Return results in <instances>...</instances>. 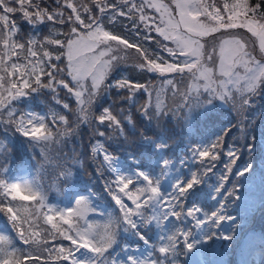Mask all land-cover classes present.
<instances>
[{
    "label": "snow or ice",
    "instance_id": "obj_1",
    "mask_svg": "<svg viewBox=\"0 0 264 264\" xmlns=\"http://www.w3.org/2000/svg\"><path fill=\"white\" fill-rule=\"evenodd\" d=\"M33 29L46 34L21 38V32ZM262 59L264 0H0V108L19 97L49 89L73 93L80 102L86 93L98 92L120 62L139 61L143 70L169 78V84L174 78L188 76L203 82L204 89L214 90L245 80L236 70L253 73L251 65ZM186 85L191 91L201 87L194 81ZM114 86L133 91L145 87L134 80H118ZM261 86L264 68L259 79L253 76L249 81L250 89ZM66 119L28 120L18 130L26 138L44 141ZM97 122L121 123L107 109ZM197 151L209 172L222 155L229 160L237 158L232 152L225 153L220 142ZM103 156L107 160V154ZM89 167L98 179L100 201L114 206L126 223L145 206L150 194L158 192L156 187H141L137 180L124 176L108 181L106 175L95 172V166ZM138 177L151 184L143 173ZM198 183L193 176L177 188L181 194L199 198L201 189L190 191ZM199 211L191 209L187 215L193 217ZM0 214L26 246L13 247L9 237L0 235V264H84L76 257L85 251H100L99 244L107 236L108 225L89 221L93 209L86 199L77 198L72 207L57 210L30 183L0 180ZM231 219L217 218L213 213L210 221L200 223L223 225ZM40 220L50 225V230H44L48 236L55 239L58 234L69 245L55 249L47 246L48 237L36 231ZM223 238L230 239L227 235Z\"/></svg>",
    "mask_w": 264,
    "mask_h": 264
},
{
    "label": "trees",
    "instance_id": "obj_2",
    "mask_svg": "<svg viewBox=\"0 0 264 264\" xmlns=\"http://www.w3.org/2000/svg\"><path fill=\"white\" fill-rule=\"evenodd\" d=\"M116 28H120L119 21ZM45 34L31 30L26 36L39 38ZM161 55L167 54L161 53ZM118 70L116 76H112L108 82L111 95L102 96L99 100L98 106L101 105L103 109L99 111L96 108L91 127H86L87 118L91 114L87 113L83 119H79L78 127L71 131L67 138L69 140H66L61 149L42 156L34 149V144L28 141L32 139L22 135L23 139L17 140L10 133L0 129V155L6 158L5 167L0 172V180L32 184L43 194L47 204L57 210H60L63 203L60 191L62 187L69 186L84 191V194L79 195L78 198L86 199L93 209L90 222L108 225L107 236L99 244L97 264H121L123 243L128 241L139 244L137 234L153 246L154 260L156 259L157 264H161L162 261L158 253V245L167 250L166 264H186L187 245L192 247L196 239V219L201 228L200 253L205 264H211V252L221 233L228 234L230 244L233 246L238 241V234L240 235L244 228H249L260 219H264L261 218L264 214V95L250 92L245 97V101H249V106L242 122L237 119L234 112L203 100L195 102L183 112L185 120H180V127L172 130L170 134L155 135L153 130L141 134L138 130L139 121L135 115L137 108L141 106L138 104L144 96L138 94V101L132 104L126 99L132 93L125 90L124 97H120L119 94L123 89L118 90L114 82L134 80L146 86L153 82L154 76L135 64L122 66ZM106 109L120 120L119 126L105 123L107 126L97 122V118L105 114ZM73 113L67 101L46 99L42 96L34 103L21 105V111H16L15 116L19 115L25 122L61 121L62 118H67L66 122L60 124V129H63L73 121L71 118ZM109 126H112V131ZM60 129H57L54 135L60 132ZM180 130L184 132L185 139H178ZM243 130L249 136L248 143L251 144L248 149L251 152L246 151L245 154L241 151L240 143L233 141L234 136L242 134ZM110 133L113 136L110 137ZM135 137L138 138L133 139ZM224 138H227L223 143L225 153L232 152L237 158L229 160L223 155L221 161H217L213 165V170L209 172L208 165L199 160L197 150L208 149L217 142L221 143ZM185 143L188 148H185ZM95 144L125 160V163L120 164L124 177L137 180L141 187L157 188L160 197L158 224L153 220L151 194L148 202L139 211L141 219L139 222L133 217L130 218L129 223H126L125 218L114 206L106 205L104 212L100 209L102 202L97 191L98 179L89 165L95 166V172L106 175L108 181L113 178L101 165H96L100 164V159L93 154ZM160 149L163 156L157 164L155 160ZM182 149L184 150L178 155L177 151ZM167 163L172 167L171 190L164 184L163 164ZM139 173L147 176L151 184L139 179ZM193 176L199 183L190 191L201 189L202 195L199 198H191L188 193L181 194L177 188L178 184H187ZM248 184L254 187L256 207L253 214L240 217L237 213L239 198L237 188H244ZM191 209H199V215L189 217L187 213ZM213 213L217 218L231 217V222L223 225L200 223V221H210ZM37 224L36 231L40 236L48 237L47 246L55 249L61 244L69 245L58 234L55 239L48 236V232L44 231L47 228L44 227L42 220ZM134 228L136 230H133ZM156 230L158 238L154 239ZM0 235L9 237L13 247L21 249L26 247L16 238L8 220L2 214H0Z\"/></svg>",
    "mask_w": 264,
    "mask_h": 264
},
{
    "label": "rangeland",
    "instance_id": "obj_3",
    "mask_svg": "<svg viewBox=\"0 0 264 264\" xmlns=\"http://www.w3.org/2000/svg\"><path fill=\"white\" fill-rule=\"evenodd\" d=\"M36 27H40L36 25ZM34 30V29H33ZM31 31V30H30ZM27 33H22L21 38L25 37ZM155 35V33H153ZM135 64L142 67L139 61H128L120 62L116 64L111 73L108 76L107 83L99 89L96 93H86L80 102L77 101L73 93L65 92L64 90H40L35 93H30L29 95L19 97L11 102H9L5 107L0 108V129L6 131L13 135L15 139L22 140V135L19 132V127L21 123L25 122L23 118L19 115L15 116V112L20 110L21 105L34 103L37 98L44 97L46 99L53 98L54 100H64L71 105V110L74 112L72 117L73 121L65 128L63 131L58 132L56 135H53L51 138L44 141L28 140L30 143L34 144V149H36L42 156L50 153L51 151L61 149L63 144L66 143L68 135L74 128H77L79 125V119L84 118L85 114L91 113L87 118L86 127L90 128L92 122L94 121L93 114L94 111L99 109L101 111L103 107L98 106L99 100L102 99V96H110L111 92L108 88V82L111 80L112 76H116L118 69L122 66ZM251 67L254 69L253 73H248L241 68L236 70V73L242 76H245L246 79L232 84L226 85L225 89H204L202 87L203 82L195 81L194 77H177L174 78V82L169 84L167 81L169 78L161 77L156 73H151L154 76L153 82L149 83L145 87H142L139 91L128 90L129 93H132L126 99L128 102L134 104L135 101H138V94L144 96V99L140 101L141 105L137 108L136 118L139 121V131L141 134L143 132H152L154 134H170V132L177 127H180V120H185L184 111L189 109L195 102L208 100L210 103L217 105L222 109H226L235 113L237 119L242 122L245 119L246 113L248 112L249 101H245V97L251 93L255 95H264V86L261 87H252L249 88V81L252 80L253 76L256 79H259L260 69L264 68V59L261 60L259 64H252ZM143 68V67H142ZM191 81L201 84V87L196 91H191L186 83H191ZM76 89L79 90V85H76ZM226 92V94H225ZM125 90L119 94L120 97H124ZM217 93L220 95L218 96ZM222 97V98H221ZM84 122V121H83ZM145 122V125H144ZM103 125V124H102ZM104 125H107L104 123ZM108 126V125H107ZM111 131L113 130L112 126H109ZM184 132L180 130L179 138L185 139ZM109 136H113L112 133ZM135 137L133 139H136ZM249 136L242 131V134L234 136L233 141H238L241 146V151L248 153L251 150L249 142ZM29 139V138H27ZM227 138H224L221 141V144L225 142ZM69 140V139H68ZM67 140V141H68ZM98 151H102L97 148ZM104 151L100 152L102 156ZM223 156V155H222ZM3 155H0V172L3 167H5V159ZM107 166L111 169L114 174H117L118 170L114 167L113 163L107 159ZM14 183V182H9ZM246 201L241 203L242 209H251L252 202L246 198ZM157 207V205H154ZM156 215V210L154 211ZM264 218V214L262 215ZM225 249L228 247H224ZM257 250H264V237L261 233L252 228L247 230L242 235V240L239 246L235 249V253L231 258L229 254L221 249L217 250L214 257L213 264H257L256 252ZM124 251L127 253L130 252V247L128 244L124 245ZM135 261H132L131 264H154L151 261V249L148 246L144 247H135ZM187 264H201L198 252L195 249L189 251V256L187 259Z\"/></svg>",
    "mask_w": 264,
    "mask_h": 264
}]
</instances>
